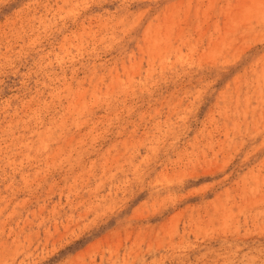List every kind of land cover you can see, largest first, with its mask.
I'll return each instance as SVG.
<instances>
[{"label":"rangeland","instance_id":"rangeland-1","mask_svg":"<svg viewBox=\"0 0 264 264\" xmlns=\"http://www.w3.org/2000/svg\"><path fill=\"white\" fill-rule=\"evenodd\" d=\"M0 264H264V0H0Z\"/></svg>","mask_w":264,"mask_h":264}]
</instances>
